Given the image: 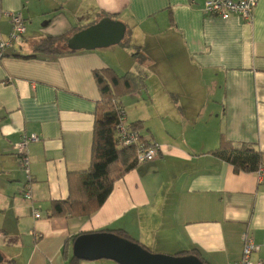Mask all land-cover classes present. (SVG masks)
<instances>
[{
  "label": "crops",
  "instance_id": "1",
  "mask_svg": "<svg viewBox=\"0 0 264 264\" xmlns=\"http://www.w3.org/2000/svg\"><path fill=\"white\" fill-rule=\"evenodd\" d=\"M204 1L0 0V41L10 32L8 13L26 25L0 60L4 261L111 264L72 261L73 237L102 230L121 231L154 254L195 249L205 264H234L247 236L259 247L251 261L264 260V179L235 173L212 153L223 141L250 144L264 169V0L249 24L204 15ZM102 15L137 33V45L132 38L93 51L33 53L45 36L89 27ZM134 53L145 59L146 89L120 103L126 122H142V137L158 145L156 158L114 183L91 216L50 217L51 203L68 197V174L89 168L100 102L93 71L123 76L137 69ZM24 135L39 138L25 148L30 182L15 151Z\"/></svg>",
  "mask_w": 264,
  "mask_h": 264
},
{
  "label": "trees",
  "instance_id": "2",
  "mask_svg": "<svg viewBox=\"0 0 264 264\" xmlns=\"http://www.w3.org/2000/svg\"><path fill=\"white\" fill-rule=\"evenodd\" d=\"M82 29L84 28L71 29L57 36H45L34 46L33 53L44 56L74 53L75 51L66 48V43L70 36ZM133 57L138 60L137 69L123 76H118L111 69L93 71L100 102L97 104L94 116L89 168L83 172L68 174V197L51 203L50 217L85 218L91 216L102 207L112 192L114 183L138 166L136 147L120 144L116 133L120 124L119 113L124 110L120 100L146 89V73L141 68L145 59L139 53H134ZM129 125L134 131H138L140 141L147 142L141 135L142 122L129 123ZM212 153L231 165L235 173H256L261 167L262 155L250 144L233 145L223 141ZM99 232H111L141 246L121 231L102 230ZM78 236H74L73 240ZM141 247L150 252L145 247ZM184 255L195 256L205 264L200 253L195 249L175 256ZM72 261L77 262V259H72ZM1 264H12V261L3 259Z\"/></svg>",
  "mask_w": 264,
  "mask_h": 264
},
{
  "label": "water",
  "instance_id": "3",
  "mask_svg": "<svg viewBox=\"0 0 264 264\" xmlns=\"http://www.w3.org/2000/svg\"><path fill=\"white\" fill-rule=\"evenodd\" d=\"M125 25L110 17L74 33L67 40L70 51H93L120 44ZM73 257L81 261L109 260L116 264H203L192 255L168 256L154 254L111 232H96L78 236L72 246ZM3 257L0 254V264Z\"/></svg>",
  "mask_w": 264,
  "mask_h": 264
},
{
  "label": "built area",
  "instance_id": "4",
  "mask_svg": "<svg viewBox=\"0 0 264 264\" xmlns=\"http://www.w3.org/2000/svg\"><path fill=\"white\" fill-rule=\"evenodd\" d=\"M258 0H205L201 9L202 13L207 16L217 17L223 20L229 19L235 16L241 19L244 23H252L253 13L257 5ZM10 20V32L5 40L0 41V60L2 59L5 49H7L12 43L20 40L26 32V25L24 20L19 14L8 13ZM120 124L117 127V137L120 144L123 146H135L137 163L142 164L145 162L153 161L159 151L157 144L147 140L140 141L138 138V131H134L131 126L126 122L125 111H120ZM39 138L32 136H23L21 141L16 144L15 151L20 157V164L23 172L25 173L28 182H30V160L25 154V148L30 142L38 141ZM258 182L264 179V169L259 167L256 171ZM24 199L30 201V191L26 186L24 193ZM35 218H39L40 215L36 213ZM259 247L254 243L253 239L247 236L243 237V248L241 258L234 264H264V260L252 262L250 256L252 253L257 252Z\"/></svg>",
  "mask_w": 264,
  "mask_h": 264
},
{
  "label": "rangeland",
  "instance_id": "5",
  "mask_svg": "<svg viewBox=\"0 0 264 264\" xmlns=\"http://www.w3.org/2000/svg\"><path fill=\"white\" fill-rule=\"evenodd\" d=\"M117 21V20H116ZM87 28V27H86ZM135 37H137V33H135V32H133V31H131L130 29H127L126 30V34H125V37H124V42L128 39V41L129 40H131L132 38H134V42H131V44L134 46V44H136L137 45V42H138V39L137 38H135ZM122 45H124V44H122ZM116 46V45H115ZM111 47H114V46H111ZM131 49L133 50L134 49V47H131ZM142 56V55H141ZM146 56V55H145ZM144 58V57H143ZM140 61L142 62V59H141V57H140ZM171 78V80L172 81H175V82H177V81H179V78H178V76L177 75H175V76H173V77H170ZM178 91H179V93H177V94H179V95H183L184 93H182V91H180V89H177ZM202 95H203V93H202ZM155 254H157V253H155ZM169 256V255H168ZM99 262H101V263H111V264H116V263H114V262H112V261H109V260H98Z\"/></svg>",
  "mask_w": 264,
  "mask_h": 264
}]
</instances>
